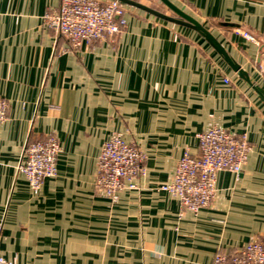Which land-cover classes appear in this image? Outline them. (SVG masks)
I'll list each match as a JSON object with an SVG mask.
<instances>
[{
  "label": "crops",
  "instance_id": "0c3cea01",
  "mask_svg": "<svg viewBox=\"0 0 264 264\" xmlns=\"http://www.w3.org/2000/svg\"><path fill=\"white\" fill-rule=\"evenodd\" d=\"M106 1V0H99ZM174 16L158 0H135ZM247 74L191 29L125 7L113 38L74 47L47 28L60 0H0V256L15 264H212L264 243V0H170ZM237 25V28L220 24ZM254 35L255 42L239 32ZM220 128L250 146L238 177H216L211 205L180 211L159 189L197 135ZM143 154L134 188L111 203L95 189L113 134ZM54 136L56 176L37 195L16 172L29 139Z\"/></svg>",
  "mask_w": 264,
  "mask_h": 264
},
{
  "label": "built area",
  "instance_id": "2783aa9c",
  "mask_svg": "<svg viewBox=\"0 0 264 264\" xmlns=\"http://www.w3.org/2000/svg\"><path fill=\"white\" fill-rule=\"evenodd\" d=\"M264 8V6H263ZM125 7L115 0H60L56 12L46 14L48 29L61 35L74 47L83 42L113 38L125 26ZM255 42L252 35L239 32ZM259 73L264 78V55ZM8 104L0 99V126L6 120ZM196 156L184 152L176 163L173 178L159 189L178 200L180 211L192 214L208 208L214 198L216 177L221 172L238 177L247 160L250 146L245 138L212 127L197 135ZM60 146L54 136L29 139L25 143L16 172L22 175L30 192L37 195L44 179L56 176ZM145 158L139 149L118 133L103 143L97 162L95 189L111 203H116L124 188H134V179L143 171ZM0 264H15L0 256ZM212 264H264V243L257 239L233 252H217Z\"/></svg>",
  "mask_w": 264,
  "mask_h": 264
},
{
  "label": "water",
  "instance_id": "95a60500",
  "mask_svg": "<svg viewBox=\"0 0 264 264\" xmlns=\"http://www.w3.org/2000/svg\"><path fill=\"white\" fill-rule=\"evenodd\" d=\"M123 6H130L141 10L153 17L158 19L188 28L196 32L201 38H203L210 47L222 58L226 65L237 74L242 80L250 84L247 74L239 67V65L229 56L222 45L215 39V37L207 30L205 23H200L190 15L183 12L176 5H174L170 0H158L167 10L170 11L174 16L167 15L165 13L159 12L150 6L137 2L135 0H115ZM223 27L237 28V25L221 23ZM246 32V31H245ZM252 35L249 32H246ZM254 37V35H252Z\"/></svg>",
  "mask_w": 264,
  "mask_h": 264
}]
</instances>
